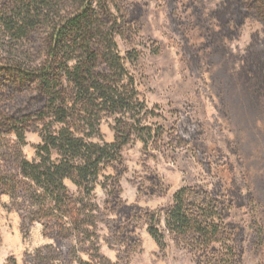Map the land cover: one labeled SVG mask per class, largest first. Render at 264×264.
Returning a JSON list of instances; mask_svg holds the SVG:
<instances>
[{
	"label": "rangeland",
	"instance_id": "1",
	"mask_svg": "<svg viewBox=\"0 0 264 264\" xmlns=\"http://www.w3.org/2000/svg\"><path fill=\"white\" fill-rule=\"evenodd\" d=\"M12 1L0 0V12ZM232 1L130 0L141 11L139 31L128 40L117 39V44L123 56L137 54L126 68L144 107L137 117L151 129L147 144L132 135L121 153L119 199L130 220L121 221L124 226L110 224L118 216L107 212L110 199L102 185L105 177L115 175L111 169L85 201L97 208L90 240L81 234L56 242L43 224L29 222L24 200L0 194V264L9 259L16 264H76L75 257L91 264H203L198 254L178 245L164 230L163 211L184 187L227 203L224 222L233 232L236 264H264V85L256 84L245 63L250 51L255 58L264 53V25L249 17L236 26L228 6ZM0 35L1 61L19 55L30 67L42 61L38 38L13 42L10 48L9 37ZM117 117H105L91 141L112 143ZM186 123L192 126V136L177 144L169 136L184 130ZM7 142L9 147L16 144L12 136ZM40 142L38 131L26 132L21 156L35 159L34 147ZM8 148L2 149L7 154L0 158V173L12 175L16 164ZM66 185L75 192L69 182ZM150 213H159L162 249L147 232ZM127 226L126 239L136 240L138 247L125 257L124 244L112 235L115 227Z\"/></svg>",
	"mask_w": 264,
	"mask_h": 264
},
{
	"label": "trees",
	"instance_id": "2",
	"mask_svg": "<svg viewBox=\"0 0 264 264\" xmlns=\"http://www.w3.org/2000/svg\"><path fill=\"white\" fill-rule=\"evenodd\" d=\"M228 6L236 26L249 17L264 25V0H233ZM140 13L130 0H13L0 12V34L9 37L8 47L38 38L43 57L34 67L24 63V55L0 60V158L6 157L2 149L9 147V136L16 143L9 147L16 173H0V194L24 200L29 222L43 224L56 242L81 234L91 239L88 233L97 208L85 201L109 169L115 175L105 177L102 185L111 201L105 208L118 216L110 224L124 226L121 221L130 220L119 199V180L124 173L121 153L132 135L147 144L151 129L137 117L144 107L126 68L137 54L129 51L123 56L117 39L128 40L139 31ZM253 55L252 51L247 54L246 67L261 87L264 53L257 58ZM16 104L20 105L14 110ZM115 116L119 117L114 141L93 143L102 120ZM31 130L38 131L41 142L34 147L35 159L28 161L21 156V148ZM192 133V126L186 123L184 130L172 131L169 138L179 144L187 142ZM157 135L161 137V133ZM228 209L223 199L184 187L163 211L164 230L178 245L198 254L203 264H236L233 232L224 222ZM146 219L147 232L162 249L165 241L157 227L159 213H150ZM115 228L112 236L116 243L124 244L126 257L138 242L126 239L124 232L130 226ZM92 250L98 253L95 247ZM73 260L91 264L80 257ZM7 264L16 262L9 259Z\"/></svg>",
	"mask_w": 264,
	"mask_h": 264
}]
</instances>
